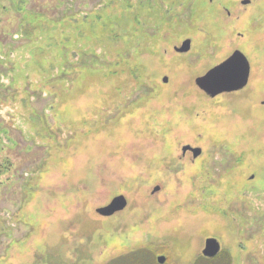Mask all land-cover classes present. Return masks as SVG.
Wrapping results in <instances>:
<instances>
[{"label":"rangeland","instance_id":"obj_1","mask_svg":"<svg viewBox=\"0 0 264 264\" xmlns=\"http://www.w3.org/2000/svg\"><path fill=\"white\" fill-rule=\"evenodd\" d=\"M232 42L264 0H0V264H264V54L194 83Z\"/></svg>","mask_w":264,"mask_h":264},{"label":"water","instance_id":"obj_2","mask_svg":"<svg viewBox=\"0 0 264 264\" xmlns=\"http://www.w3.org/2000/svg\"><path fill=\"white\" fill-rule=\"evenodd\" d=\"M189 40H185L182 42L181 46L177 48V51H186L189 48ZM235 54V53H234ZM234 54L218 64L217 66L213 67L207 73H205L203 76L197 77L195 79V83L197 86L204 90L206 93L214 95L221 91H229L233 89H237L245 85L246 78L248 75V62L245 59L246 63V71L243 72L241 75L240 80L235 82L234 84H231V76L232 74V59L234 57ZM241 54V53H239ZM190 146H184L183 149ZM194 151V155H198L200 153L199 147L192 148ZM127 204V200L124 195L119 194L114 196L110 202L104 206L96 208V212H98L100 215L109 216L114 214L117 211L122 210ZM220 250V244L214 237H207L204 241V247L202 250V255L206 257H213L215 256ZM165 257L163 255L157 256V261L159 263H162L164 261Z\"/></svg>","mask_w":264,"mask_h":264},{"label":"flooded vegetation","instance_id":"obj_3","mask_svg":"<svg viewBox=\"0 0 264 264\" xmlns=\"http://www.w3.org/2000/svg\"><path fill=\"white\" fill-rule=\"evenodd\" d=\"M248 1H250V0H248ZM242 2H243V0H241V3ZM228 14H230V13L227 12V15ZM231 32H233V28H231ZM235 33L238 34V37L242 38V33H240V32H235ZM242 46H244V45L243 44H239V42H232V43H228L226 46L224 45L225 48L218 53L219 54V59L217 60V62H215L212 66L207 68V70L204 72V74L207 73V71H209L213 67H215L218 64H220L221 62H223L224 60L230 58L235 53L234 57L232 59V65H231L232 67H234V69H232V74L233 75L231 76V80H232L231 84H234L235 82L240 80L241 77H243V75H241V74L246 71V63H245V59H246V61L248 62V75H247V78H246L245 85H243L242 87L237 88V89H233V90H229V91H221V92H218V93H216L214 95H211V94L206 93L204 90L200 89L197 86V84L195 83V80H194L195 85L202 91V93L204 95H206V97L215 99L218 96L231 95V94H234V93L236 94V93L242 92L244 89H246L248 87V85H249V83L251 81L250 79H251V77L253 75V72L258 67V65L253 63V57H256L257 55H263L264 54V50L260 51L256 47H252L251 49L249 48L248 50H246ZM174 49L176 50L177 47L174 48ZM259 51L261 53H259ZM239 53H241V54H239ZM254 65H256V66L254 67ZM204 74H202L200 76H203ZM200 76H198V77H200ZM184 146H190V148L186 147L185 149H183ZM194 147H200V146L199 145H193L191 143L190 144L189 143H184L182 148H181V157L183 159L186 158V159H188L191 162H195L201 155V149H200V153L198 155H194V151L192 149ZM202 250H203V248H202ZM204 257L208 258L206 256H204Z\"/></svg>","mask_w":264,"mask_h":264},{"label":"trees","instance_id":"obj_4","mask_svg":"<svg viewBox=\"0 0 264 264\" xmlns=\"http://www.w3.org/2000/svg\"><path fill=\"white\" fill-rule=\"evenodd\" d=\"M28 34H26V37H27Z\"/></svg>","mask_w":264,"mask_h":264}]
</instances>
